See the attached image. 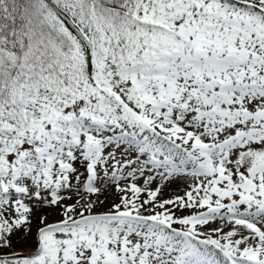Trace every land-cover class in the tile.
I'll use <instances>...</instances> for the list:
<instances>
[{"label":"snow or ice","instance_id":"1","mask_svg":"<svg viewBox=\"0 0 264 264\" xmlns=\"http://www.w3.org/2000/svg\"><path fill=\"white\" fill-rule=\"evenodd\" d=\"M0 264H264V0H0Z\"/></svg>","mask_w":264,"mask_h":264},{"label":"rangeland","instance_id":"2","mask_svg":"<svg viewBox=\"0 0 264 264\" xmlns=\"http://www.w3.org/2000/svg\"><path fill=\"white\" fill-rule=\"evenodd\" d=\"M169 187H172L173 189L170 188L169 190L167 189L166 191H168V192H176L178 189H182L183 185L182 184H173V185H171Z\"/></svg>","mask_w":264,"mask_h":264},{"label":"bare ground","instance_id":"3","mask_svg":"<svg viewBox=\"0 0 264 264\" xmlns=\"http://www.w3.org/2000/svg\"><path fill=\"white\" fill-rule=\"evenodd\" d=\"M170 188H172V187H168V188L165 189V195H166V194L168 195V194L173 193V192H168V191H166L167 189L169 190ZM172 189H173V188H172Z\"/></svg>","mask_w":264,"mask_h":264}]
</instances>
